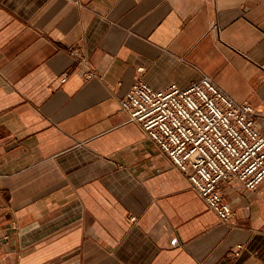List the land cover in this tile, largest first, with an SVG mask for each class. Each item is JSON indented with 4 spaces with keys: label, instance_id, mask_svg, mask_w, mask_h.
Wrapping results in <instances>:
<instances>
[{
    "label": "crops",
    "instance_id": "obj_1",
    "mask_svg": "<svg viewBox=\"0 0 264 264\" xmlns=\"http://www.w3.org/2000/svg\"><path fill=\"white\" fill-rule=\"evenodd\" d=\"M203 74L264 134V0H0V264H264V181L223 222L121 109Z\"/></svg>",
    "mask_w": 264,
    "mask_h": 264
},
{
    "label": "built area",
    "instance_id": "obj_2",
    "mask_svg": "<svg viewBox=\"0 0 264 264\" xmlns=\"http://www.w3.org/2000/svg\"><path fill=\"white\" fill-rule=\"evenodd\" d=\"M84 63L79 62L81 68ZM95 75L87 72L88 78ZM68 76L65 73L61 81ZM121 109L188 176L223 222L235 211L221 183L237 181L253 191L264 181V134L256 108L235 100L209 75L184 88L171 84L159 90L138 76L121 100Z\"/></svg>",
    "mask_w": 264,
    "mask_h": 264
}]
</instances>
